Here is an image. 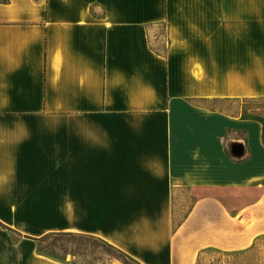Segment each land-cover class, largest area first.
Listing matches in <instances>:
<instances>
[{"label": "crops", "instance_id": "obj_1", "mask_svg": "<svg viewBox=\"0 0 264 264\" xmlns=\"http://www.w3.org/2000/svg\"><path fill=\"white\" fill-rule=\"evenodd\" d=\"M257 99L264 0H0V264H71L37 252L63 234L137 264L250 250L264 123L212 105Z\"/></svg>", "mask_w": 264, "mask_h": 264}, {"label": "rangeland", "instance_id": "obj_2", "mask_svg": "<svg viewBox=\"0 0 264 264\" xmlns=\"http://www.w3.org/2000/svg\"><path fill=\"white\" fill-rule=\"evenodd\" d=\"M163 34V28H160L157 35L160 38L157 37V40L150 39L152 47L159 53H162L165 46ZM212 106L224 111H230V114L237 115L240 113L242 117L256 119L264 123L263 99L230 101V103L222 102ZM183 197L181 202L176 204V221L181 218L183 212L187 210L191 201L197 195L186 192ZM13 239L17 240L16 238ZM42 249L71 264H122V262L124 264H132L124 262L118 254L103 245L99 240L80 235H72L67 238H51L42 245ZM200 264H264V247L260 246L247 257H221L214 253H208L202 257Z\"/></svg>", "mask_w": 264, "mask_h": 264}, {"label": "trees", "instance_id": "obj_3", "mask_svg": "<svg viewBox=\"0 0 264 264\" xmlns=\"http://www.w3.org/2000/svg\"><path fill=\"white\" fill-rule=\"evenodd\" d=\"M72 235H69V234H63V235H50V236H46V237H43L39 240H35L36 242V246H37V252L46 257V258H49V259H52V260H55V261H58L60 263L64 262L63 259H59L58 257H55L53 254L51 253H48L47 250H44L42 249V245H44L47 240L51 239V238H67V237H70ZM85 237H88V236H85ZM92 238V237H91ZM95 239V238H93ZM101 242V241H100ZM103 245H105L106 247H108L109 249L113 250L116 254H118L122 260H124V262H128V263H132V264H137L136 262H134L132 259H130L128 256L124 255L123 253L119 252L118 250H115L114 248L108 246L107 244H105L104 242H102ZM264 237L263 238H260L256 241V243H254V245L252 246V248L248 251H245V252H241V253H231V254H226V253H220V252H216V251H206V252H203L199 257H198V260H197V264H200L201 263V260H202V257L204 255H207L208 253H214L216 255H219L221 257H247V256H250L252 254V252H254L256 249H258L260 246L264 247ZM122 264H124L122 262Z\"/></svg>", "mask_w": 264, "mask_h": 264}, {"label": "water", "instance_id": "obj_4", "mask_svg": "<svg viewBox=\"0 0 264 264\" xmlns=\"http://www.w3.org/2000/svg\"><path fill=\"white\" fill-rule=\"evenodd\" d=\"M231 153H232V155H233L234 157H237V158H238V157L241 156L242 151H241V148H240L239 146H234V147L232 148Z\"/></svg>", "mask_w": 264, "mask_h": 264}]
</instances>
